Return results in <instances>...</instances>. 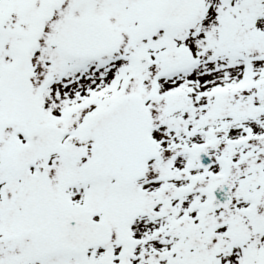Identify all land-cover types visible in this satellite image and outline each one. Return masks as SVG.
<instances>
[{
	"label": "snow or ice",
	"instance_id": "snow-or-ice-1",
	"mask_svg": "<svg viewBox=\"0 0 264 264\" xmlns=\"http://www.w3.org/2000/svg\"><path fill=\"white\" fill-rule=\"evenodd\" d=\"M0 264H264V0H0Z\"/></svg>",
	"mask_w": 264,
	"mask_h": 264
}]
</instances>
